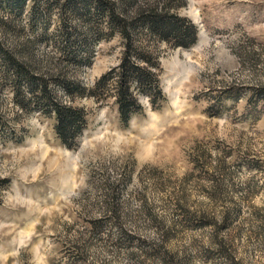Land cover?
Listing matches in <instances>:
<instances>
[{"label":"rangeland","instance_id":"1","mask_svg":"<svg viewBox=\"0 0 264 264\" xmlns=\"http://www.w3.org/2000/svg\"><path fill=\"white\" fill-rule=\"evenodd\" d=\"M107 2L0 0V264H264V0ZM112 6L167 98L126 126L90 93L124 51ZM160 12L195 42L150 38ZM51 101L85 113L67 145Z\"/></svg>","mask_w":264,"mask_h":264},{"label":"trees","instance_id":"2","mask_svg":"<svg viewBox=\"0 0 264 264\" xmlns=\"http://www.w3.org/2000/svg\"><path fill=\"white\" fill-rule=\"evenodd\" d=\"M94 2L97 5L104 2L106 3L104 6L108 4L107 0H94ZM116 10L112 6L107 11V15L110 23L118 29L117 32L124 40V51L118 66L103 75L90 93L101 99L113 98L118 120L120 124L126 126L131 118L145 113L146 107L140 101V95L146 98L148 107L151 110L159 109L167 101V98L161 87L162 67L157 57L154 56L149 47L133 46L131 30L135 29V26H131L127 22V18L120 12L121 9L118 12ZM183 21L185 20L177 18L176 14L160 12L147 17L144 23L147 35L150 38L159 37L162 34L161 39L172 38L183 41L189 35L191 38L189 44H191L195 42V36H192V32L196 34V26L192 24H187V26L186 21L185 23ZM161 24L168 27L166 29L159 28L158 25ZM132 57L137 59L131 60ZM106 85L111 86V90H105ZM49 105L51 106L49 112L54 115L55 119L54 132L61 143L67 145L68 137L73 132L79 133L86 126L85 113L80 109L62 105L58 102L51 101ZM192 219L195 222L202 223L205 217L204 215H198ZM161 264L176 263L171 254L163 252Z\"/></svg>","mask_w":264,"mask_h":264}]
</instances>
